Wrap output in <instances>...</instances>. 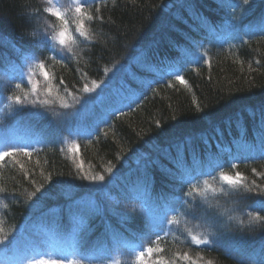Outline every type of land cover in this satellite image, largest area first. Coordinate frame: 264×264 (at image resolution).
Here are the masks:
<instances>
[{
    "label": "trees",
    "instance_id": "1",
    "mask_svg": "<svg viewBox=\"0 0 264 264\" xmlns=\"http://www.w3.org/2000/svg\"><path fill=\"white\" fill-rule=\"evenodd\" d=\"M60 1L74 31L56 48L39 43L58 27L46 0H0V74L32 56L47 76L33 96L26 82H0L1 121H18L40 143L0 160V241L31 223L82 257L112 242L148 249L147 214L123 205L125 194L149 212L172 211L148 264H264V156L231 154L235 144L255 145L264 135V0H94L83 15ZM232 17L251 29L189 61L195 45ZM135 58L180 70L185 84L166 77L138 88L133 108L66 146L78 122L59 101L115 84ZM103 187L118 202L99 199ZM90 199L93 205L82 204ZM221 207L224 225L205 224ZM200 235L205 245L195 243Z\"/></svg>",
    "mask_w": 264,
    "mask_h": 264
},
{
    "label": "rangeland",
    "instance_id": "2",
    "mask_svg": "<svg viewBox=\"0 0 264 264\" xmlns=\"http://www.w3.org/2000/svg\"><path fill=\"white\" fill-rule=\"evenodd\" d=\"M93 1L94 0H67L73 11H75L77 6L83 7ZM47 7L60 9L64 19H56L45 11L58 21V27L50 29L46 36H41L39 43L44 47L46 45L56 48L63 47L69 40L62 41L58 36L60 31L67 28L68 34L71 36V39L73 38L74 30L67 16L70 13L66 11V4L61 3L60 0H46L45 8ZM70 18L73 21L76 19L73 16ZM65 21L67 22L66 24ZM223 21L224 25L222 29L217 31L221 33L216 34L214 37H210L204 42L201 41L197 43L194 50L190 52L187 57L189 61L191 60L196 63L204 58V51L210 43H225L228 41L230 34L241 35L242 32L245 33L251 29L239 26L234 17ZM262 27H264V22L262 23ZM140 61L139 58H135L131 66L132 69L126 66L122 71V75H124L122 78L126 79L129 76L133 82L131 84L123 83L121 80L122 78H120L121 76H119L115 84L112 85L114 82L109 81L103 85L94 86L87 91V95L80 97V99L68 98L65 96L66 98L63 97V100L59 101H63L64 107H71L73 109L78 122V126L74 128L68 136L63 138L66 146L74 148L78 138L86 139L91 137L100 128L105 126L113 115L133 108L140 100L141 93H143L140 92L142 89L138 88L142 87L145 90L148 88V85L156 83L166 77L174 78L180 83L185 84L180 77V70L168 69L162 72ZM184 62H186V60H183V64ZM37 69L38 62L32 56L20 57L17 65L10 68L8 72L0 74V82L3 81L6 85L8 84L11 86L19 82H26L33 96L38 88L44 89L47 83L46 73L42 71L39 72ZM139 71L142 72L141 75H133L134 72ZM8 99L9 97L5 98V100ZM1 101L2 98H0V103ZM82 107H85V109ZM2 115L3 114L0 112V155L6 151L24 153L25 151L40 146L36 137L30 134L18 121H13L12 118H9L8 122H2ZM260 137L264 140V135L259 136V140L255 145L244 143L235 144L231 154L234 156L239 155V158H250L257 155L264 156V150L262 151L261 149L264 147L259 145L260 143L264 145V142ZM234 159L236 158L234 157ZM178 161L180 163V157ZM190 180L186 179L187 182H190ZM223 182L228 183L227 180H223ZM105 188L107 187H103L96 196L101 200L116 201L110 189L106 190ZM122 198L123 205H129L131 208L141 210L147 214V232L143 235L144 237H142L148 249H153L155 239L162 234L166 227H168L169 217L172 213L171 209L167 207L162 212L155 214L152 211L149 212L148 207L145 208L138 202V199L136 201L135 198L132 199L131 195L124 194ZM82 204L93 205V200L90 199V201L88 200V202ZM227 213L228 212L223 211L221 207L219 215L215 218L210 217L209 220L211 222L206 221L205 224H217L222 227L224 223L221 221L220 216L225 218L227 217ZM69 219L71 221L75 220L73 216H69ZM195 243L197 245H205L207 240L200 235L195 237ZM148 249L143 248V246L139 244L112 242L82 257L70 242L65 241L60 243L53 234L45 231V229L39 225L30 223L25 227H21L14 235L7 237L6 240L0 241V264H39L40 261H47L48 264H93L94 262H99V260H107L108 264H148L147 261H145V257H150L152 254L148 253ZM141 253H144L142 258L140 256ZM254 255H256V253L252 254V256Z\"/></svg>",
    "mask_w": 264,
    "mask_h": 264
},
{
    "label": "clouds",
    "instance_id": "3",
    "mask_svg": "<svg viewBox=\"0 0 264 264\" xmlns=\"http://www.w3.org/2000/svg\"><path fill=\"white\" fill-rule=\"evenodd\" d=\"M45 11L49 14H51L53 17H55L56 19H59V20H63L64 17H63V14L62 12L60 11V9L58 8H53V7H47L45 8ZM75 12L78 13V14H81L83 15L82 13V10H81V7L80 6H77L75 8ZM67 22L65 21V24ZM58 36L60 37V39L63 41V40H70L71 39V36L68 34L67 32V28H65L63 31H60L58 33ZM39 264H48L47 261H40Z\"/></svg>",
    "mask_w": 264,
    "mask_h": 264
},
{
    "label": "snow or ice",
    "instance_id": "4",
    "mask_svg": "<svg viewBox=\"0 0 264 264\" xmlns=\"http://www.w3.org/2000/svg\"><path fill=\"white\" fill-rule=\"evenodd\" d=\"M80 7H81V10H82V6H80ZM8 155H10V153L5 152L2 155H0V159H2L3 156H8ZM224 178H225V180L229 181L230 183L232 182V178L231 177L225 176ZM100 179H103V177H100ZM153 251H154V249H152V248H149L148 249V253L149 254H151ZM143 255H144V253H141L140 254L141 258L143 257Z\"/></svg>",
    "mask_w": 264,
    "mask_h": 264
},
{
    "label": "bare ground",
    "instance_id": "5",
    "mask_svg": "<svg viewBox=\"0 0 264 264\" xmlns=\"http://www.w3.org/2000/svg\"><path fill=\"white\" fill-rule=\"evenodd\" d=\"M118 112V111H117ZM230 159V158H229ZM137 200V199H136ZM140 201V200H139ZM141 204V203H140Z\"/></svg>",
    "mask_w": 264,
    "mask_h": 264
}]
</instances>
